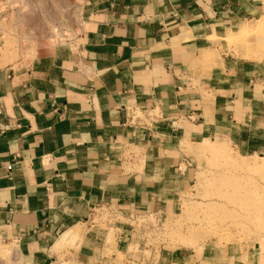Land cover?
Wrapping results in <instances>:
<instances>
[{"label":"crops","instance_id":"1","mask_svg":"<svg viewBox=\"0 0 264 264\" xmlns=\"http://www.w3.org/2000/svg\"><path fill=\"white\" fill-rule=\"evenodd\" d=\"M257 22L264 0H84L72 41L0 59V264H117L121 219L177 205L187 143L264 153V33L226 43ZM234 262L226 245L162 247L145 264Z\"/></svg>","mask_w":264,"mask_h":264},{"label":"rangeland","instance_id":"2","mask_svg":"<svg viewBox=\"0 0 264 264\" xmlns=\"http://www.w3.org/2000/svg\"><path fill=\"white\" fill-rule=\"evenodd\" d=\"M83 3L0 0L1 62L25 63L49 52L55 44L72 41L79 33ZM263 33V22H257L237 37L227 38L226 43L245 46L247 40ZM211 145L220 149L212 150ZM185 149L188 184L179 193L174 210L121 219L132 234L116 252V263L145 264L162 247L200 253L206 246L229 245L235 252L233 264H264V167L259 165L264 153L243 152L216 137L187 143ZM95 213L108 221L109 242L114 245L113 214L106 209ZM73 246L70 243L60 249ZM56 264L75 263L59 256Z\"/></svg>","mask_w":264,"mask_h":264},{"label":"bare ground","instance_id":"3","mask_svg":"<svg viewBox=\"0 0 264 264\" xmlns=\"http://www.w3.org/2000/svg\"><path fill=\"white\" fill-rule=\"evenodd\" d=\"M210 149H212V150H215V151H217V150H219L220 149V147H218V146H214V145H211L210 146ZM251 157H249V159H250ZM252 158H253V156H252ZM261 159H263V157H261ZM252 160V159H251ZM241 161V160H240ZM244 161V160H243ZM254 161V160H253ZM254 162H256V161H254ZM260 165V167H264V162H262L261 164H259ZM77 232H78V230H77V228L76 227H73V228H71L70 230H68V231H66L60 238H59V240L57 241V244L55 245V247L57 248V249H60L61 247H63V246H65V245H67V244H70V243H73V241H74V239L76 238V236H77ZM24 264V263H23Z\"/></svg>","mask_w":264,"mask_h":264},{"label":"built area","instance_id":"4","mask_svg":"<svg viewBox=\"0 0 264 264\" xmlns=\"http://www.w3.org/2000/svg\"><path fill=\"white\" fill-rule=\"evenodd\" d=\"M151 214H153V213H150L149 215H151Z\"/></svg>","mask_w":264,"mask_h":264}]
</instances>
